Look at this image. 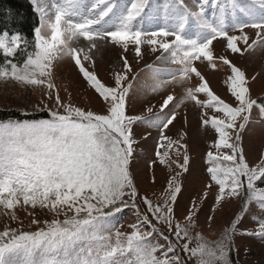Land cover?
Returning <instances> with one entry per match:
<instances>
[{"label": "snow or ice", "instance_id": "obj_1", "mask_svg": "<svg viewBox=\"0 0 264 264\" xmlns=\"http://www.w3.org/2000/svg\"><path fill=\"white\" fill-rule=\"evenodd\" d=\"M30 2L39 21L33 39L0 34V82L25 89L43 88L47 118H28L25 113L24 119L0 120V210L20 225L13 228L5 223L0 230V264H189L193 259L195 264H232L229 251L238 221L215 242L200 233L193 235L192 230L197 227L200 204L213 185L217 186L213 213L225 199L240 196L241 190L246 194L242 211L249 203L264 210V148L260 161L250 166L242 147V134L253 110L264 120V103L251 98L245 72L225 56L217 58L212 46L222 39L231 53L241 55L264 48V0ZM208 7L213 9L211 16L206 14ZM161 18L163 25L153 28V22ZM245 29L255 30L256 38L251 43ZM235 32L239 35L230 34ZM81 38L87 48L76 46ZM239 43L245 47L242 49ZM108 44L123 52L132 46L138 58L143 56L142 46L153 53L160 51L158 61L177 67L161 72L148 65L153 75L145 90L158 94L176 85L183 88V95L178 100L168 95L154 116L128 114L137 77L129 79L132 67L127 57L121 56L123 70L114 73L113 86L103 83L93 70L92 53ZM217 59L230 68L225 83L235 106L218 96L196 67L197 61H206L215 70ZM64 60L74 63L83 80L102 99L104 114L74 105L71 93L68 100L61 98L54 71ZM193 77L198 86L187 87ZM198 94H204L205 99ZM186 102L203 110L201 127L213 129L217 138L206 153L209 182L200 199L191 201L181 223L174 207L182 191L177 177L189 172L190 156L188 145L181 143L185 134L173 140L165 130ZM153 107L146 109L148 114L153 113ZM135 125L159 131L154 153L157 159L146 161L149 167L158 160L170 170L175 163L180 170L168 180L162 204L141 196L132 175L134 145L138 143ZM181 150L182 162H170L169 153L174 151L179 157ZM151 182H155L154 176ZM138 198L146 207L144 215L136 203ZM128 207L136 210L140 223L129 225L131 232H122L114 218ZM18 210L31 217L30 225L35 230H24ZM213 219L212 215L207 217L209 225ZM143 225L149 230L145 231ZM155 234L166 244L159 243ZM252 234L264 238V222ZM170 236L175 237V244ZM177 247L185 256L177 252Z\"/></svg>", "mask_w": 264, "mask_h": 264}, {"label": "rangeland", "instance_id": "obj_2", "mask_svg": "<svg viewBox=\"0 0 264 264\" xmlns=\"http://www.w3.org/2000/svg\"><path fill=\"white\" fill-rule=\"evenodd\" d=\"M190 3V0H185ZM213 9L207 8V15L211 16ZM163 19L154 21L153 28L162 26ZM249 36V43L254 40L255 30L245 29ZM239 35L238 32L230 33ZM78 47L87 48V42L82 38L76 45ZM242 49L245 47L242 43L238 44ZM214 55L218 58L225 56L232 64L239 67L245 72L249 78L250 95L252 99L257 100L264 96V48L257 47L254 51L244 52L243 55L237 53L233 54L226 47V41L218 39L213 42ZM143 56L138 58L129 46L127 52L119 47L108 45H101L98 52H93L92 56L95 60L94 71L98 78L108 86L114 85V73L123 70V61L121 56L127 57L132 72L129 74V79L135 75L137 79L133 81L134 88L130 93L129 107L127 112L130 115H156L159 113L160 105L168 95H173L178 100L183 95V88L181 86L169 85L160 93H151L145 90V84L152 83L153 73L148 69V65H153L155 69L164 72L167 69L175 68L176 65L158 61L157 56L161 52H151L147 46H142ZM167 55V54H165ZM217 68L215 70L207 66V62H196L197 69L209 82L211 89L226 102L236 105L234 98L228 91L227 78L231 75L230 68L224 65L219 59L216 61ZM255 76L256 79L251 78ZM167 77L162 76L161 79ZM54 82L60 89L61 98L68 100V93H71V102L85 110H92L98 114L105 113V104L93 89H91L87 82L83 80L74 63L70 60H64L56 65L54 71ZM198 80L193 77L187 87L198 86ZM67 89V92H65ZM44 89L32 88L25 89L12 82H0V109H16L23 113H35L46 111L43 100ZM200 99H205L204 94H198ZM175 103V101L173 102ZM51 107V102H48ZM154 106V107H153ZM171 104L169 108H171ZM153 107V113L148 114L146 109ZM168 111V109H165ZM203 110L195 106L192 102H186L177 109V119L165 130V135L173 140H179L181 134H185L184 140L181 143L188 145V154L190 156L189 172L177 177L181 183L182 191L178 196L175 204V217L181 223L184 222V217L188 208L191 206V201L195 198L197 200L203 195L205 185L209 182V177L206 173L207 164L206 153L209 151V145L215 141L216 134L210 127L203 128L200 123V116ZM135 139L138 141L134 145L136 150V159L131 165L132 175L135 179L137 189L141 196H147L154 204L163 203V194L167 187L168 180L175 176L180 170L175 163H171V170L167 165H161L157 160L155 165L149 167L146 161L156 160L155 149L157 147L159 131L156 128H147L145 126L135 125L133 127ZM144 137H147L146 139ZM242 147L247 162L250 166H255L261 158V149L264 148V120H262L256 109L253 110L252 119L249 126L242 134ZM163 153L164 149H160ZM183 150L181 156L177 157L174 151L169 153L170 162H182ZM153 176L155 182H151ZM217 194V186L213 185L208 189V197L200 204V212L197 227L192 230V234H202L208 241H218L226 230H229L233 223H237L236 232L232 235L230 244V251L233 252V259L235 264H264V238L252 233L259 231V224L264 222V210L258 204L249 203L246 211L245 195L243 190L238 197L225 199L217 210L213 213L211 209L216 207L214 204L215 196ZM244 198V205L241 208V199ZM140 208V214H146V207L138 198L136 201ZM209 215L214 216L211 224L207 222ZM18 216L23 221L24 230H35V226L30 225L31 217L27 216L22 210H18ZM44 217H41L43 219ZM62 218V217H61ZM151 219V216H149ZM5 223L11 227L16 228L20 225L16 222H11L3 215V210H0V230L3 229ZM114 223L122 232H131L129 225L133 223H140L137 218V213L134 208H127L114 218ZM153 223H155L153 221ZM144 230L148 231V225H143ZM160 227L167 235V230L161 225ZM156 239L161 244H166V241L158 234ZM170 239L175 244L176 239L170 236ZM182 243V242H181ZM177 252L183 257L185 254L177 247ZM189 264H195V260H190Z\"/></svg>", "mask_w": 264, "mask_h": 264}, {"label": "trees", "instance_id": "obj_3", "mask_svg": "<svg viewBox=\"0 0 264 264\" xmlns=\"http://www.w3.org/2000/svg\"><path fill=\"white\" fill-rule=\"evenodd\" d=\"M38 22V17L33 11L30 0H0V34L4 32L9 33V35L20 34L26 39L32 40L34 37V28L38 26ZM0 61H2V57H0ZM258 101L264 102V96L258 98ZM27 116L28 118L44 119L47 118V113L46 111H42L30 113ZM24 118H26L25 113L19 110L0 109V120H19ZM243 192L245 195L244 190ZM241 200V208H243L244 198ZM229 256L232 264H235L232 251H229Z\"/></svg>", "mask_w": 264, "mask_h": 264}]
</instances>
